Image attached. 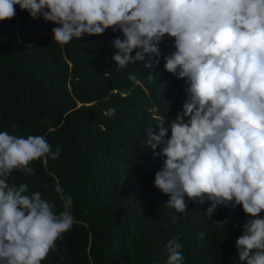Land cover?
Returning a JSON list of instances; mask_svg holds the SVG:
<instances>
[{
  "label": "clouds",
  "instance_id": "obj_1",
  "mask_svg": "<svg viewBox=\"0 0 264 264\" xmlns=\"http://www.w3.org/2000/svg\"><path fill=\"white\" fill-rule=\"evenodd\" d=\"M14 6L57 25L51 31L60 45L119 31L111 56L118 70L158 57L173 38L163 70L184 81L185 99L173 119L158 118V131L146 128L143 144L162 161L154 187L168 196L172 223L187 215L188 202H207L209 217L239 205L249 218L235 242L237 264H264V0H0V21L15 16ZM60 153L43 135L0 131V264H42L76 223L73 197L59 183L57 212L54 200L10 180L14 171L35 175L31 162ZM165 247L166 264H184L179 235Z\"/></svg>",
  "mask_w": 264,
  "mask_h": 264
},
{
  "label": "trees",
  "instance_id": "obj_2",
  "mask_svg": "<svg viewBox=\"0 0 264 264\" xmlns=\"http://www.w3.org/2000/svg\"><path fill=\"white\" fill-rule=\"evenodd\" d=\"M14 7L15 16L0 21V131L43 135L61 153L31 162L35 175L14 171L10 180L54 200L57 212L63 210L57 183L74 201L76 223L42 264H166L165 245L174 235L184 264H237L235 242L249 218L239 205L209 217L207 202H188L187 215L172 223L168 196L154 187L162 161L143 144L146 128L158 131V118L173 119L185 99L184 81L163 70L173 38L160 44L158 57L118 70L111 56L114 39H123L119 31L60 45L51 31L57 25ZM221 220L227 223L213 224Z\"/></svg>",
  "mask_w": 264,
  "mask_h": 264
}]
</instances>
